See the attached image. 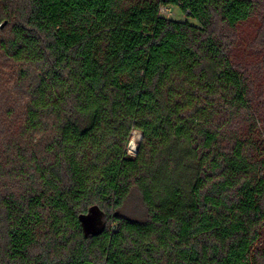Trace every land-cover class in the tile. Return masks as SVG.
Returning a JSON list of instances; mask_svg holds the SVG:
<instances>
[{"label":"trees","instance_id":"16d2710c","mask_svg":"<svg viewBox=\"0 0 264 264\" xmlns=\"http://www.w3.org/2000/svg\"><path fill=\"white\" fill-rule=\"evenodd\" d=\"M260 8L0 0V264H264V82L254 93L230 32ZM251 47L264 73V14ZM45 235L55 258L34 251Z\"/></svg>","mask_w":264,"mask_h":264},{"label":"rangeland","instance_id":"374dc122","mask_svg":"<svg viewBox=\"0 0 264 264\" xmlns=\"http://www.w3.org/2000/svg\"><path fill=\"white\" fill-rule=\"evenodd\" d=\"M263 14H264V8H260L258 11L254 13V15L249 20L240 23L233 30L230 31L237 38V44L236 47L233 49L232 58L236 64L240 65L244 70H246L249 80L253 84L254 93L256 94L262 91L261 89L264 82V73L262 71L260 72L258 65L261 55L251 47V43L256 35L258 28L260 27L261 17ZM171 18L180 21L185 20L184 15L178 9L173 10L172 15L170 16V19ZM260 105L261 106H257V108L255 105L258 116H256V120H257L256 128L255 130H253V132H255L254 141L255 142L257 141V144L259 145H261L262 142L264 144V101ZM242 125L243 126L241 127L242 129L241 134L244 135L247 132V128L244 127L245 126L244 124ZM140 137L141 135L139 132L133 131L131 133L129 144L131 143L136 144V148L138 149L141 139ZM137 149L136 150L128 149V152L132 154H136ZM129 209L134 213L133 214L134 216L140 215L141 209L135 197L132 198V201L130 202L127 211H129ZM93 211L94 212L89 213L90 217L92 218L89 225L92 229L97 231L100 229L101 226V215L97 210L94 209ZM126 214H129L130 216L132 215L131 212ZM114 227L115 226L112 225L111 228ZM51 244L52 247L47 246L46 235H45V239L42 238L40 245H38V247H35L34 251L37 254L45 253L46 256L48 255L49 258H55L57 256V250L55 249L56 247L55 242ZM263 251H264V230H261L260 237L254 246V253H256L258 257L257 258L258 261H260L259 260L260 257L262 258L261 254Z\"/></svg>","mask_w":264,"mask_h":264},{"label":"water","instance_id":"95a60500","mask_svg":"<svg viewBox=\"0 0 264 264\" xmlns=\"http://www.w3.org/2000/svg\"><path fill=\"white\" fill-rule=\"evenodd\" d=\"M141 138V137H140ZM137 149V148H136ZM97 210L96 208H92L90 210V213L94 212L93 210ZM98 211V210H97ZM92 220V218L90 217V215L88 216H81L80 217V221L82 223V227H83V231L85 233V235H88V234H95L97 233L99 230L95 231L94 229H92L89 225L90 221Z\"/></svg>","mask_w":264,"mask_h":264},{"label":"built area","instance_id":"2783aa9c","mask_svg":"<svg viewBox=\"0 0 264 264\" xmlns=\"http://www.w3.org/2000/svg\"><path fill=\"white\" fill-rule=\"evenodd\" d=\"M174 8L173 6H169V5H162L159 7V13L162 17H165V18H170V16L172 15V12H173ZM128 149L131 150H136V144H129L128 145Z\"/></svg>","mask_w":264,"mask_h":264},{"label":"bare ground","instance_id":"6f19581e","mask_svg":"<svg viewBox=\"0 0 264 264\" xmlns=\"http://www.w3.org/2000/svg\"><path fill=\"white\" fill-rule=\"evenodd\" d=\"M134 144V143H133Z\"/></svg>","mask_w":264,"mask_h":264}]
</instances>
